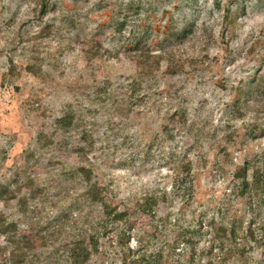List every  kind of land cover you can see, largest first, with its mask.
Returning <instances> with one entry per match:
<instances>
[{
	"label": "trees",
	"instance_id": "16d2710c",
	"mask_svg": "<svg viewBox=\"0 0 264 264\" xmlns=\"http://www.w3.org/2000/svg\"><path fill=\"white\" fill-rule=\"evenodd\" d=\"M142 4L141 0L126 4L130 15L121 18L118 28L123 32L129 26L125 54L134 63L132 73L123 82L120 76L108 75L99 82L87 84L76 80L71 84L76 96L63 105L54 124L56 132H39L23 151L22 164L13 165L7 177L0 181V203L21 196L18 210L22 213L37 206L40 212H47L46 208L54 201L66 197L59 187H64L68 196V184L77 188L71 204L82 203L86 208L85 226L78 227L82 237L71 236L56 245L52 235L44 234L40 243L34 236L32 246L25 247L23 241L27 236L19 231L18 221L0 210V243H3L0 264H262L255 252L264 254V158L258 151L248 150L242 154L241 162H232L236 125L244 114V97L264 93V85L261 86L256 74L260 65L252 69L251 81H241L235 86L231 102L220 106L218 124L211 125L212 116L205 114L202 105L195 106L197 111L193 112L192 95L186 85L202 66L208 43L200 40L199 44H192L190 56H185L186 49L179 47L190 40L188 33L192 32V26L183 28L178 19H173L165 42L174 38L175 46L151 49L153 29L144 27L140 21ZM52 7L51 0H42L41 16ZM68 22L73 26L75 21ZM64 27L65 24L56 26L46 21L33 36L34 43L54 42L64 46L58 52L72 50L75 41L62 38ZM94 37H87L86 48H81L86 67L108 68L115 55ZM262 45L264 41L259 39L255 51ZM49 53L50 60H55L52 68L34 62L24 68L36 76L51 74L58 58L55 52ZM17 74L16 67L11 66L3 82L12 81ZM176 75L180 85L165 81L166 76ZM60 76H65L63 71ZM125 96L129 107L140 111L141 119L124 116L115 119L118 114L108 105L122 101ZM259 117L255 115L257 122L251 131L262 126ZM154 121L155 130H151L153 134L144 142L138 134L126 132L135 123L149 131ZM208 141L212 162L196 147ZM121 146L126 149L119 154V167L139 165L147 170L148 165H153L166 169L170 174L169 188L154 190L152 196L137 192L115 201L109 183L95 181V174L100 167L98 160L116 153ZM71 155L75 161L67 160ZM1 157H6V151L3 150ZM210 165L221 174L227 192L213 215L206 218V230H203L194 228L189 220L194 219L202 203L199 200L201 172ZM38 167L42 172L36 170ZM142 217L148 218L150 234L144 224L138 223ZM194 231L204 232L210 238L197 246L188 235ZM103 241L109 242L106 257L100 256ZM176 253L177 259L169 261V256Z\"/></svg>",
	"mask_w": 264,
	"mask_h": 264
},
{
	"label": "rangeland",
	"instance_id": "374dc122",
	"mask_svg": "<svg viewBox=\"0 0 264 264\" xmlns=\"http://www.w3.org/2000/svg\"><path fill=\"white\" fill-rule=\"evenodd\" d=\"M41 1L0 0V181L7 177L13 165L22 164L23 151L39 132H56L54 124L62 112L63 105L73 101L76 96L70 89L71 84L76 80L87 84L95 80L99 82L108 75L113 78L120 76L123 82L134 69V63L125 54V49L129 46L127 36L129 26L123 32L118 29L121 18L126 14L130 15L126 4L132 0H51L52 9L42 16ZM141 1L143 4L140 21L144 27L151 26L153 29L151 49L160 46H169L171 49L175 46L174 38L169 39L168 43L165 42L170 21L173 19H178L183 28L192 26V32L188 33L190 40L179 47L186 49L185 56H190L192 44H199L200 40L208 43L207 50L203 52L202 66L198 68L194 79H189L186 85L192 95L193 112L197 111L195 106L202 105L205 114L212 116L211 125L218 124L220 106L231 102L235 96V86L241 81H251V73L254 71L252 69L259 65L256 74L259 76L261 86L264 85V45L257 48L258 51L254 49L259 39L264 41V0ZM62 16L64 18L61 20ZM68 20L75 21L73 26ZM46 21L56 26L65 24L62 38L75 41L72 50L64 49L58 52L64 46L55 45L54 42L51 45L41 41L34 43L33 36ZM91 35L98 38L103 47L115 55L112 58V65L108 68L86 67L81 48H86L85 41ZM49 52H55L58 58L51 74L36 76L24 68L26 64L32 62L42 64L44 68L48 66L52 68L55 60H50ZM189 65L193 66L192 63ZM11 66L16 67L18 74L12 81L3 82V76L9 72ZM61 71L65 76H60ZM178 77L166 76L165 81L180 85ZM107 80L111 82V79ZM244 98L243 118L237 121L238 132L234 135L236 143L232 162L235 163L241 162L242 154L248 150L258 151L264 158V93L248 94ZM128 102L129 99L125 96L122 101L108 105L116 110L118 116L115 119H121L120 116L141 119L140 111L132 110ZM256 114L260 115L262 126L251 131V127L257 122ZM154 122L150 125L149 131L135 123L126 132L138 134L139 139L144 142L153 134L151 130H155L156 127V121ZM196 147L207 154L209 161H213L209 141ZM125 149L121 146L116 153L112 152L107 158L99 159L97 162L100 167L95 174V181L108 182L115 201H121L137 192L152 196L154 190L162 191L169 188L170 174L166 169L153 165H146L147 170L141 169L139 165L119 167V154ZM3 150L6 151V157L1 159ZM67 160L75 161V157L71 155ZM209 167L201 172L199 200L202 203L194 219L189 220L194 228L202 227L203 230H206V218L213 215L226 198L227 192L223 189L221 174L213 165ZM36 170L42 172L41 167ZM71 186L68 184L69 196L64 187H59L62 196L66 197L57 203L54 201L46 208L47 212H40L38 206L29 207L26 213L20 212L18 200L22 199L21 196L0 203V210L17 220L19 231L27 236L24 238L23 246H32L34 236L37 239L35 241L40 243L44 239L42 237L44 234L48 237L52 235L56 245L69 240L71 236L74 239L82 237L79 228L85 226L86 208L82 203L71 204L77 190ZM161 209L163 210L164 206ZM40 219L42 221H39ZM141 219L138 223L144 224L150 234L148 218ZM188 235L197 246H202L205 240L210 238V235L204 232L194 231ZM171 238H175L174 234ZM107 244L108 241L101 243V257L107 256ZM178 255V253L170 255L168 260L175 261ZM255 256L264 264L263 252L257 251Z\"/></svg>",
	"mask_w": 264,
	"mask_h": 264
}]
</instances>
